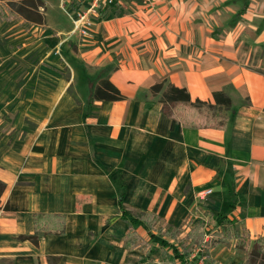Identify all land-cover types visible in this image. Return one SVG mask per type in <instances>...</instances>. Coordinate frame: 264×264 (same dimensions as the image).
Segmentation results:
<instances>
[{
  "label": "crops",
  "instance_id": "crops-1",
  "mask_svg": "<svg viewBox=\"0 0 264 264\" xmlns=\"http://www.w3.org/2000/svg\"><path fill=\"white\" fill-rule=\"evenodd\" d=\"M111 2L116 10L105 11L82 42L73 38L75 49L58 39L72 29L0 22H23L50 33V47H63L59 57L48 52L51 68L29 70L0 94L8 121L0 132L1 206H9L0 211V264H48L52 256L59 264H127L142 245L122 246L129 228L116 183L126 210L153 213L186 233L199 220L209 233L224 231L214 216L226 214L251 245L213 242L208 264H244L264 236V74L248 68L264 63L257 59L264 31L242 20L232 28L214 22L205 12L209 0ZM23 30L9 32L11 46L22 42ZM11 73L2 83L16 79ZM105 79L124 100L90 103ZM163 81L204 102L223 91L232 101L222 112L226 129L172 128L161 94L150 91ZM208 189L213 193L199 198ZM37 215L63 217L64 234L41 231L37 246L21 241L35 235Z\"/></svg>",
  "mask_w": 264,
  "mask_h": 264
},
{
  "label": "trees",
  "instance_id": "trees-1",
  "mask_svg": "<svg viewBox=\"0 0 264 264\" xmlns=\"http://www.w3.org/2000/svg\"><path fill=\"white\" fill-rule=\"evenodd\" d=\"M7 4H0V22H13L22 19L28 24H33L42 29L46 28L45 4L41 0H0ZM42 11V12H41ZM242 14L241 12H239ZM105 11L100 14L103 17ZM264 68V63L262 66ZM259 74H264L260 73ZM91 93L90 103L95 101L119 102L124 100L120 90L115 88L108 79L101 81ZM150 91L153 95L161 94L160 101L163 104V112L172 121V128L175 126L184 128H214L217 130L226 129L228 118L222 114L231 108L232 101L225 95L223 91L212 94L211 101L193 100L188 91L184 88L173 86L167 81L156 84L151 87ZM119 191V212L122 221L128 225V232L124 237L123 245L128 251H134L144 243L145 255L139 256L138 262L133 264H151L155 252L159 253L160 259L165 264H175L176 262H185L194 251H196L208 236L206 256L208 257L211 244L213 242L225 244L234 241L237 249H247L250 247L249 234L237 228L236 222L230 221L226 214L214 216L216 219V228L222 227L224 223L226 227L224 231L215 230L208 232L207 224L203 220H199L187 233L181 227H174L165 222L155 214L131 212L124 208L122 200L124 197V188L121 183H116ZM6 187L0 182V211L9 210V206L2 208L1 197L5 193ZM35 220V235L23 236L19 239L29 240L33 245L37 246L40 234L52 235L53 233L64 234V226L66 220L59 216L37 215ZM135 227H140L147 231L148 240L144 241L137 232ZM253 246L248 254L247 261L244 264H264V236L257 237L253 241ZM153 243H157L154 245ZM141 248V247H140ZM48 264H59V257H47ZM127 264H131L129 261Z\"/></svg>",
  "mask_w": 264,
  "mask_h": 264
},
{
  "label": "rangeland",
  "instance_id": "rangeland-1",
  "mask_svg": "<svg viewBox=\"0 0 264 264\" xmlns=\"http://www.w3.org/2000/svg\"><path fill=\"white\" fill-rule=\"evenodd\" d=\"M45 4V18L46 25H49L55 30H67L72 29V21L67 14V6L62 4V0H41ZM210 6L205 9L207 14H213L216 20H213L217 23H226L228 27L232 28V24L236 21H244L245 23H251L256 27L257 32L261 33L264 31V0H209ZM7 4L5 1H0V4ZM116 4H106L98 12V21L101 19L100 14L103 11H113L116 10ZM233 9V10H232ZM42 12V11H41ZM239 12L245 14L244 17L239 15ZM11 24H1L0 23V94L2 95L7 86H19L24 82V74L28 73L29 70L33 71L36 67L51 68L53 65L49 61L48 52L52 51L56 56L59 57L58 52L62 46L59 44L55 47H50L47 39L50 37V33L41 34L38 31L34 30L30 25H24L25 23L19 22ZM15 26V27H14ZM24 29L20 33L23 35L22 42L12 46L9 41V32L16 30ZM218 31H222L221 28ZM36 32V33H35ZM37 33L39 36H37ZM67 33V32H65ZM49 35V36H48ZM79 39L77 36H75ZM75 37L70 38L69 34H61L59 42L65 41L66 47L75 49ZM74 38V39H73ZM25 39V40H24ZM82 42V40H80ZM11 48V49H9ZM247 53L243 50L240 51V64H244L245 55ZM257 59L264 60V50L257 54ZM248 68L256 72L264 73V69L258 67L257 65H248ZM10 69L13 70L12 75L16 77L14 79L4 78V83H2L1 75H4L6 71ZM14 81L11 83L10 80ZM1 112V111H0ZM6 115V114H5ZM4 115V116H5ZM4 116H0V132L5 130L8 125V121L5 120ZM157 245V243H153ZM142 247L138 252H134L129 258L131 264L138 262L139 256L144 257L145 247L144 243L141 244ZM150 262L151 264H165L160 259L159 253L155 252L153 258ZM211 264V263H210Z\"/></svg>",
  "mask_w": 264,
  "mask_h": 264
},
{
  "label": "built area",
  "instance_id": "built-area-1",
  "mask_svg": "<svg viewBox=\"0 0 264 264\" xmlns=\"http://www.w3.org/2000/svg\"><path fill=\"white\" fill-rule=\"evenodd\" d=\"M145 1V0H141ZM112 3L111 0H62V4L67 6V14L72 21V30L69 37L77 36L80 40L88 37L90 30L93 29L98 21V12L103 5ZM213 193L212 189L199 194V198L205 200ZM206 237L203 244L182 264H208L206 256L207 242Z\"/></svg>",
  "mask_w": 264,
  "mask_h": 264
}]
</instances>
